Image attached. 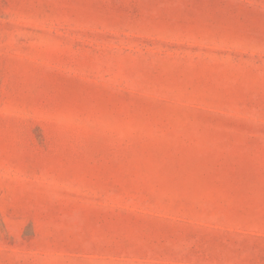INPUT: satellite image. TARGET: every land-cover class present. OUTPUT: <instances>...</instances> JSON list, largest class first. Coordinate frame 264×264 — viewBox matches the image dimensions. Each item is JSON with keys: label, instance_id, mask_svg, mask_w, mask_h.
Listing matches in <instances>:
<instances>
[{"label": "rangeland", "instance_id": "1", "mask_svg": "<svg viewBox=\"0 0 264 264\" xmlns=\"http://www.w3.org/2000/svg\"><path fill=\"white\" fill-rule=\"evenodd\" d=\"M0 264H264V0H0Z\"/></svg>", "mask_w": 264, "mask_h": 264}]
</instances>
